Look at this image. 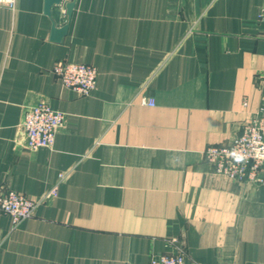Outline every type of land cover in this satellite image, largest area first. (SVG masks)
<instances>
[{"label":"crops","instance_id":"obj_1","mask_svg":"<svg viewBox=\"0 0 264 264\" xmlns=\"http://www.w3.org/2000/svg\"><path fill=\"white\" fill-rule=\"evenodd\" d=\"M43 8L0 5V189L57 194L15 226L0 212V264H148L171 236L185 264H264V183L203 157L264 110V0ZM56 61L93 65L95 87L65 88ZM38 102L64 121L51 146L29 150L22 122Z\"/></svg>","mask_w":264,"mask_h":264},{"label":"built area","instance_id":"obj_2","mask_svg":"<svg viewBox=\"0 0 264 264\" xmlns=\"http://www.w3.org/2000/svg\"><path fill=\"white\" fill-rule=\"evenodd\" d=\"M15 0H0V5L12 8ZM52 72L65 88L87 95L96 85L97 70L87 63L56 61ZM140 103L153 106L152 99L141 98ZM64 121V114L44 102L29 107L22 126L25 146L29 150L52 145L56 131ZM204 160L212 170L237 182L264 183V110L260 109L229 142L210 144L203 150ZM59 174V179L63 178ZM57 194L56 185L39 197L32 198L13 189H0V212L6 214L13 226L30 218L35 208ZM167 250L152 253L148 264H185V244L179 236L165 239Z\"/></svg>","mask_w":264,"mask_h":264},{"label":"water","instance_id":"obj_3","mask_svg":"<svg viewBox=\"0 0 264 264\" xmlns=\"http://www.w3.org/2000/svg\"><path fill=\"white\" fill-rule=\"evenodd\" d=\"M61 2L62 0H44V8H43L44 13L49 15L52 7L59 5ZM72 7H73V1L65 4L66 15L68 18L71 14ZM67 27H68L67 24L62 25L59 28L53 26L51 29V36H50L51 39L57 40L58 37L64 35L67 31Z\"/></svg>","mask_w":264,"mask_h":264},{"label":"rangeland","instance_id":"obj_4","mask_svg":"<svg viewBox=\"0 0 264 264\" xmlns=\"http://www.w3.org/2000/svg\"><path fill=\"white\" fill-rule=\"evenodd\" d=\"M245 123V122H244Z\"/></svg>","mask_w":264,"mask_h":264}]
</instances>
